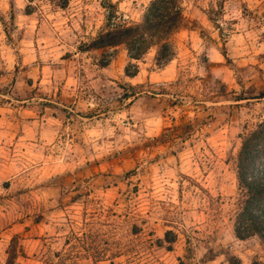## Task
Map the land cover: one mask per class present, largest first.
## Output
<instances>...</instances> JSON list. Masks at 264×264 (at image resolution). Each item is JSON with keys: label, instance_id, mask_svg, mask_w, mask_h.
I'll return each mask as SVG.
<instances>
[{"label": "rangeland", "instance_id": "374dc122", "mask_svg": "<svg viewBox=\"0 0 264 264\" xmlns=\"http://www.w3.org/2000/svg\"><path fill=\"white\" fill-rule=\"evenodd\" d=\"M148 2L0 0V264H264L233 231L236 155L264 119L247 99L264 0H183L160 65L155 47L82 50Z\"/></svg>", "mask_w": 264, "mask_h": 264}, {"label": "trees", "instance_id": "16d2710c", "mask_svg": "<svg viewBox=\"0 0 264 264\" xmlns=\"http://www.w3.org/2000/svg\"><path fill=\"white\" fill-rule=\"evenodd\" d=\"M38 0H26L25 14L35 11ZM50 5L64 9L70 0H45ZM183 0H149L140 23L117 25L106 28L84 43L82 50L111 47L118 44L126 46L128 57L138 59L149 48H156L157 64L168 62L174 55L169 37L183 24ZM225 0H216L217 8H222ZM123 37V38H122ZM138 70L133 65L124 69V74L133 76ZM260 91L247 99H260ZM237 180L236 211L233 231L237 238L257 236L264 244V119L241 137L240 147L235 159ZM9 264V262H8ZM228 264H239L235 256H230ZM252 264H262L253 261Z\"/></svg>", "mask_w": 264, "mask_h": 264}, {"label": "crops", "instance_id": "0c3cea01", "mask_svg": "<svg viewBox=\"0 0 264 264\" xmlns=\"http://www.w3.org/2000/svg\"><path fill=\"white\" fill-rule=\"evenodd\" d=\"M188 33L190 34L191 38H194L193 36L195 35L196 31H195V29L190 28V29H188Z\"/></svg>", "mask_w": 264, "mask_h": 264}, {"label": "snow or ice", "instance_id": "6c2138e0", "mask_svg": "<svg viewBox=\"0 0 264 264\" xmlns=\"http://www.w3.org/2000/svg\"><path fill=\"white\" fill-rule=\"evenodd\" d=\"M123 38V37H122Z\"/></svg>", "mask_w": 264, "mask_h": 264}]
</instances>
